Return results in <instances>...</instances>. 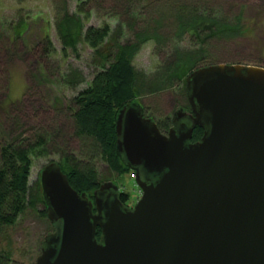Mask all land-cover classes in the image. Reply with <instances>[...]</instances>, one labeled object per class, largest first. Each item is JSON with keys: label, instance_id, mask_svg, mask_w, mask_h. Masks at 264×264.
<instances>
[{"label": "water", "instance_id": "obj_1", "mask_svg": "<svg viewBox=\"0 0 264 264\" xmlns=\"http://www.w3.org/2000/svg\"><path fill=\"white\" fill-rule=\"evenodd\" d=\"M186 90L190 121L177 111L167 134L141 104L119 113L118 154L141 191L134 207L113 182L91 200L59 162L43 167L55 230L35 264H264V67H201Z\"/></svg>", "mask_w": 264, "mask_h": 264}, {"label": "trees", "instance_id": "obj_2", "mask_svg": "<svg viewBox=\"0 0 264 264\" xmlns=\"http://www.w3.org/2000/svg\"><path fill=\"white\" fill-rule=\"evenodd\" d=\"M19 17L11 28L14 37H22L28 28L29 3L41 0H16ZM49 4L60 54L80 57V46L90 52L88 65L93 79L75 98L73 112L79 151L63 156L59 165L71 186L93 200L94 192L104 182L99 164L104 162L118 176L133 173L117 150V120L120 111L132 103L143 106L146 117L153 119L161 132L173 126L172 117L148 113L141 99L169 90H186V79L196 69L215 64L213 46L219 41H232L243 36L239 23L221 18L214 8L193 0H114L119 10L100 25L92 24L93 0H43ZM47 53H55L50 34L45 35ZM149 43L156 50L164 48L168 59L155 73L138 70L134 62ZM85 82L79 70L65 75V85L78 91ZM203 130H194L192 142L199 141ZM47 140L39 136L35 143L24 146L6 142L0 151V264H19L11 247V230L29 210L47 216L40 178L30 184L34 158L48 157ZM127 204L129 196L120 192ZM54 225V224H53ZM55 230V226H54ZM100 230H98V238ZM42 244L38 247L41 252ZM29 264H35V260Z\"/></svg>", "mask_w": 264, "mask_h": 264}, {"label": "rangeland", "instance_id": "obj_3", "mask_svg": "<svg viewBox=\"0 0 264 264\" xmlns=\"http://www.w3.org/2000/svg\"><path fill=\"white\" fill-rule=\"evenodd\" d=\"M214 8L227 21L237 22L244 35L232 41L216 42L212 49L214 62L228 65L264 67V0H193ZM92 24L109 20L119 5L114 0H93ZM16 0H0V151L6 142L24 146L35 143L39 136L47 140L48 157L34 158L30 184L40 178L41 170L49 162H59L63 156H74L79 151L73 112L75 98L93 79L88 65L90 52L80 46V57L60 54L62 46L57 39L52 13L45 1L29 3L28 28L22 37H14L11 28L19 17ZM49 33L55 53H47L45 35ZM168 59L164 48L156 50L149 43L136 58L134 65L148 74L155 73ZM79 70L85 77L78 91L68 88L65 75ZM148 113L156 117L170 116L181 109H189L187 95L181 90H169L141 99ZM173 120V118H172ZM170 130V129H169ZM163 133V132H162ZM168 133V132H167ZM164 133V134H167ZM103 182H113L129 196L128 206L134 207L141 192L135 173L118 176L106 163L99 164ZM94 200V199H93ZM54 233L48 217L36 211H27L11 230L10 242L14 258L19 264L37 260L38 247Z\"/></svg>", "mask_w": 264, "mask_h": 264}, {"label": "flooded vegetation", "instance_id": "obj_4", "mask_svg": "<svg viewBox=\"0 0 264 264\" xmlns=\"http://www.w3.org/2000/svg\"><path fill=\"white\" fill-rule=\"evenodd\" d=\"M187 100H188V96H187ZM188 104H189V102H188ZM184 112L185 113H183V115L182 116H180V117H178V121H182V120H184V121H186V122H189L190 121V115L192 114V110H191V107L189 106V109H184ZM176 113V112H175ZM175 113H174V115H173V121H174V119H175ZM104 183H107V182H104ZM129 207H131V206H129ZM132 208V207H131Z\"/></svg>", "mask_w": 264, "mask_h": 264}]
</instances>
